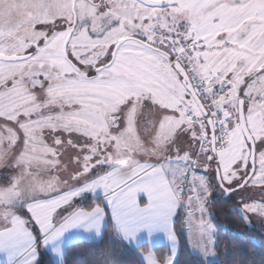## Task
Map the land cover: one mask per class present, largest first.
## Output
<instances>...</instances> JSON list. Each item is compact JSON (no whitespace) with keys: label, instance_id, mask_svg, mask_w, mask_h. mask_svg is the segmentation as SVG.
I'll use <instances>...</instances> for the list:
<instances>
[{"label":"snow or ice","instance_id":"obj_1","mask_svg":"<svg viewBox=\"0 0 264 264\" xmlns=\"http://www.w3.org/2000/svg\"><path fill=\"white\" fill-rule=\"evenodd\" d=\"M217 191L264 219V0H0V264H219Z\"/></svg>","mask_w":264,"mask_h":264},{"label":"trees","instance_id":"obj_2","mask_svg":"<svg viewBox=\"0 0 264 264\" xmlns=\"http://www.w3.org/2000/svg\"><path fill=\"white\" fill-rule=\"evenodd\" d=\"M208 206L214 213V222L222 226L216 249L219 264H237V261L233 260L234 256L237 258L246 256L249 260L259 264L260 257L264 254V229L254 225L249 226L240 219L239 214L229 211L234 206L232 200L215 196ZM106 235L104 244H107ZM89 247H94V245L90 246L87 243L74 245L73 248L68 249V258H72L71 253L74 249H82L85 250L84 256L80 257L79 260H83L87 264V261L91 259L87 252ZM157 250L166 251V248L158 246ZM128 259L134 261L135 257L129 256ZM41 260L42 264H52L45 256H42ZM179 260L180 264H199L198 258L188 252L183 237L181 238Z\"/></svg>","mask_w":264,"mask_h":264},{"label":"crops","instance_id":"obj_3","mask_svg":"<svg viewBox=\"0 0 264 264\" xmlns=\"http://www.w3.org/2000/svg\"><path fill=\"white\" fill-rule=\"evenodd\" d=\"M91 194H89V197H88V200H86L85 201V206H87V203H88V201H90L91 200ZM264 229V228H263ZM106 235V234H105ZM165 243H166V241L163 239V238H161V239H159V240H157L156 241V244H157V247L158 246H164L165 245ZM42 256H45V257H47L48 259H49V261H51L52 262V264H55V261H56V257H54L49 251H47V250H44L43 251V255ZM42 258V257H41Z\"/></svg>","mask_w":264,"mask_h":264},{"label":"rangeland","instance_id":"obj_4","mask_svg":"<svg viewBox=\"0 0 264 264\" xmlns=\"http://www.w3.org/2000/svg\"><path fill=\"white\" fill-rule=\"evenodd\" d=\"M214 195L218 196V197H221L218 191ZM249 219L251 221V225H254V226H257V227H260V228H264V219H261L258 216L253 215V214L249 215ZM209 259L214 260L215 258H211L210 257Z\"/></svg>","mask_w":264,"mask_h":264}]
</instances>
